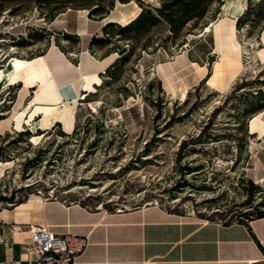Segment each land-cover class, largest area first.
Masks as SVG:
<instances>
[{
	"label": "rangeland",
	"instance_id": "374dc122",
	"mask_svg": "<svg viewBox=\"0 0 264 264\" xmlns=\"http://www.w3.org/2000/svg\"><path fill=\"white\" fill-rule=\"evenodd\" d=\"M242 1L179 4L164 17L157 11L164 0H0V71L9 57L30 62L52 44L74 65L83 51L99 60L126 47L75 106L70 133L60 123L32 132L38 116L26 124L23 113L0 135V193L32 184L17 194L16 209L42 198L109 211L159 206L222 223L264 216V133L248 129L264 108V0H245L234 17ZM141 12L142 22L128 28ZM221 19L235 20L240 60L249 69L225 91L202 80L169 92L187 68L173 69L177 58L212 72L220 56L213 29L205 27ZM19 87L0 92V120Z\"/></svg>",
	"mask_w": 264,
	"mask_h": 264
},
{
	"label": "crops",
	"instance_id": "0c3cea01",
	"mask_svg": "<svg viewBox=\"0 0 264 264\" xmlns=\"http://www.w3.org/2000/svg\"><path fill=\"white\" fill-rule=\"evenodd\" d=\"M262 33L264 29L260 38ZM180 59H184L186 64L183 65L187 68L180 69L183 71L179 73L190 88L211 74H207L206 68L204 75L195 82V67L191 64L196 62H190L187 56ZM172 68H178L177 64ZM159 79L164 84L160 74ZM35 85L29 88L33 86L34 89ZM256 114L264 120V108ZM253 134L258 137L257 132ZM39 199L18 205L17 209L13 204L7 205L9 208L2 205L0 222L15 226H46L58 234L87 237L88 245L79 264L264 263V218L222 223L176 214L159 206L109 211L57 199ZM28 204L31 208H26ZM21 229L19 233L7 232V242L0 244V262L20 256L21 243L27 236V230H23V226Z\"/></svg>",
	"mask_w": 264,
	"mask_h": 264
},
{
	"label": "bare ground",
	"instance_id": "6f19581e",
	"mask_svg": "<svg viewBox=\"0 0 264 264\" xmlns=\"http://www.w3.org/2000/svg\"><path fill=\"white\" fill-rule=\"evenodd\" d=\"M244 3L245 0L235 4L232 10L234 17L241 13ZM224 11H227L226 6ZM212 29L216 45L215 51L219 54L220 59L214 63L212 72L206 81L208 86L225 91L236 76L241 75L249 68L244 66L240 60V45L235 36V20L221 19L211 22L209 26L205 27V33ZM261 46L264 47V43ZM116 56L117 54L114 52L98 60L90 55L89 51H83L79 65H74L55 44H52L44 55L36 57L30 62L9 57L5 67L0 71V92L5 91L11 85L20 87L12 111L8 112L9 115L6 119L0 120V135L5 131L12 130L13 123H17L23 113L28 114L27 120L24 122L26 124L33 122L34 117L38 116L31 126L32 132L40 129L45 130L54 123H60L62 130L70 133L76 121L75 106L83 105L79 100H85L94 91L95 86L99 85L101 80L99 73L103 72ZM180 60L177 58L176 64L185 67L184 59ZM193 66L195 67V80L198 81L204 75L207 67L197 64ZM257 70L258 66L253 71L257 72ZM34 83H36L35 88L30 93L29 87ZM189 88V84L179 78L177 84L168 87L167 90L173 93L179 90L187 91ZM89 106L94 110L92 104ZM248 129L251 134L257 132L258 135H261L264 133V121L255 115L249 120ZM152 203L157 204L156 200ZM22 226L23 230L30 228L26 224ZM15 233L19 232L15 231Z\"/></svg>",
	"mask_w": 264,
	"mask_h": 264
},
{
	"label": "built area",
	"instance_id": "2783aa9c",
	"mask_svg": "<svg viewBox=\"0 0 264 264\" xmlns=\"http://www.w3.org/2000/svg\"><path fill=\"white\" fill-rule=\"evenodd\" d=\"M28 227L20 246V256L0 264H79L78 260L88 245L87 237L58 234L46 226ZM21 228V225L0 222V244L7 242V232L21 231Z\"/></svg>",
	"mask_w": 264,
	"mask_h": 264
},
{
	"label": "trees",
	"instance_id": "16d2710c",
	"mask_svg": "<svg viewBox=\"0 0 264 264\" xmlns=\"http://www.w3.org/2000/svg\"><path fill=\"white\" fill-rule=\"evenodd\" d=\"M123 2H126L127 0H122ZM168 1V2H167ZM200 0H164V2H162V6L160 8L157 9L158 14L160 16H164L167 17L172 9L173 6L175 5H186L188 7V9H193L196 4H198ZM101 7L97 6L95 8H93V12L94 11H101ZM144 14L145 13H140L129 25L128 28L130 27H134L136 25H138L140 22H142V18H144ZM185 13H183L182 15H184ZM152 21L151 24H153V20H156L157 18L155 16H152ZM123 30V29H122ZM125 30V29H124ZM102 39V38H100ZM29 131V130H28ZM39 132V131H38ZM251 183V180H249ZM259 218H264V216H260Z\"/></svg>",
	"mask_w": 264,
	"mask_h": 264
},
{
	"label": "water",
	"instance_id": "95a60500",
	"mask_svg": "<svg viewBox=\"0 0 264 264\" xmlns=\"http://www.w3.org/2000/svg\"><path fill=\"white\" fill-rule=\"evenodd\" d=\"M126 51V47L123 46L121 48H119L116 53L117 55H123ZM32 184H27V185H21L17 188H15L14 190H10L8 194L6 193H0V204L1 205H10V204H14L17 194L20 193L21 191H23L24 189L30 187ZM254 264H264L262 262H257Z\"/></svg>",
	"mask_w": 264,
	"mask_h": 264
}]
</instances>
